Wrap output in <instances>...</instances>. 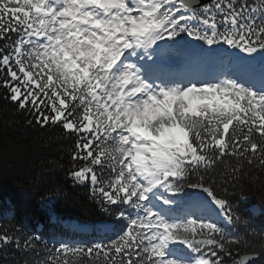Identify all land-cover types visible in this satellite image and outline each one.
Wrapping results in <instances>:
<instances>
[{"label": "snow or ice", "instance_id": "obj_1", "mask_svg": "<svg viewBox=\"0 0 264 264\" xmlns=\"http://www.w3.org/2000/svg\"><path fill=\"white\" fill-rule=\"evenodd\" d=\"M169 44L235 55L176 72ZM0 89L25 125L71 140L68 177L118 222L51 247L0 226V250L35 258L22 264H254L264 253L253 223L257 208L264 217V0H0ZM229 186L245 200L260 189V204L241 214Z\"/></svg>", "mask_w": 264, "mask_h": 264}, {"label": "trees", "instance_id": "obj_2", "mask_svg": "<svg viewBox=\"0 0 264 264\" xmlns=\"http://www.w3.org/2000/svg\"><path fill=\"white\" fill-rule=\"evenodd\" d=\"M185 39L192 41V38ZM53 135L25 125L22 115L15 114V106L0 98V226L14 223L26 234L43 236L49 247L54 237L73 240L100 237V222H118L115 217L103 213L91 199L88 186L74 184L68 177L67 148L71 140L58 136L54 140ZM246 195L247 199H242L238 190L228 188L229 199L241 214L260 204V189L254 188ZM58 218L76 221L89 229L74 233ZM253 223L264 225V217L256 214ZM26 258L35 259L12 245L0 250V264H22ZM255 264H264V253L257 256Z\"/></svg>", "mask_w": 264, "mask_h": 264}, {"label": "bare ground", "instance_id": "obj_3", "mask_svg": "<svg viewBox=\"0 0 264 264\" xmlns=\"http://www.w3.org/2000/svg\"><path fill=\"white\" fill-rule=\"evenodd\" d=\"M177 47L179 48V46H177ZM178 53L180 54L179 62H175V63L169 62V64L174 71H176V72H187V73H193V72L200 71L203 62L207 59H209V62L211 65L214 64L217 68H219L222 66V61L226 60V58L230 56L224 52L220 53V54L209 53V52H208V54H205V53L195 54L193 52L187 53L186 50H183L180 48L178 49ZM234 55H235V53H233V56ZM240 55L244 56L243 53H241ZM254 64H255V67H256V70L258 73L259 72V61H258V59H256ZM254 206L255 205L252 206V209L254 208ZM256 212L259 213L258 208H257Z\"/></svg>", "mask_w": 264, "mask_h": 264}, {"label": "rangeland", "instance_id": "obj_4", "mask_svg": "<svg viewBox=\"0 0 264 264\" xmlns=\"http://www.w3.org/2000/svg\"><path fill=\"white\" fill-rule=\"evenodd\" d=\"M177 46L178 45H175L174 50L171 53L166 52V58H167L168 62H170V63L179 62V60H180L179 59L180 58L179 57L180 55L177 53V50H178ZM188 47L191 48V49H195V47H192V46H188ZM223 47L225 49L227 48L226 46H223ZM203 48L204 49H207L208 46L207 45H203ZM186 52L187 53H190V51H186ZM203 53L208 54V52H203ZM224 53H226V54H228L230 56L231 55L233 56V53H235V51L234 50H228L227 52H224ZM200 54H202V53H200ZM244 55H246V54H244ZM257 59H258V61L260 60V57L258 55H257ZM207 60L209 61V59H207ZM207 60H205L203 62L202 66H201L202 69H206L207 68V64H208V61ZM256 214H259V213L256 212ZM68 225H69L70 229H72V227H71L72 225H80V224H78L77 222L72 221V222H69ZM99 226H101V225H99ZM87 229H89V228L87 227Z\"/></svg>", "mask_w": 264, "mask_h": 264}, {"label": "water", "instance_id": "obj_5", "mask_svg": "<svg viewBox=\"0 0 264 264\" xmlns=\"http://www.w3.org/2000/svg\"><path fill=\"white\" fill-rule=\"evenodd\" d=\"M194 44L198 45L199 42L194 41ZM256 260H257V257L254 258V264H255Z\"/></svg>", "mask_w": 264, "mask_h": 264}]
</instances>
